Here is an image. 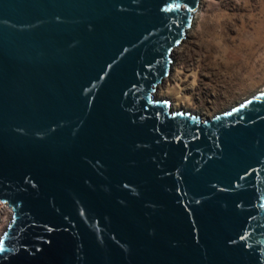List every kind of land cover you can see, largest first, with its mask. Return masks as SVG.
Segmentation results:
<instances>
[{
    "label": "water",
    "instance_id": "obj_1",
    "mask_svg": "<svg viewBox=\"0 0 264 264\" xmlns=\"http://www.w3.org/2000/svg\"><path fill=\"white\" fill-rule=\"evenodd\" d=\"M198 1L0 0V264H264V88L153 96Z\"/></svg>",
    "mask_w": 264,
    "mask_h": 264
},
{
    "label": "rangeland",
    "instance_id": "obj_2",
    "mask_svg": "<svg viewBox=\"0 0 264 264\" xmlns=\"http://www.w3.org/2000/svg\"><path fill=\"white\" fill-rule=\"evenodd\" d=\"M193 15L153 92L205 118L264 88V0H199ZM10 213L0 200V234Z\"/></svg>",
    "mask_w": 264,
    "mask_h": 264
},
{
    "label": "bare ground",
    "instance_id": "obj_3",
    "mask_svg": "<svg viewBox=\"0 0 264 264\" xmlns=\"http://www.w3.org/2000/svg\"><path fill=\"white\" fill-rule=\"evenodd\" d=\"M196 16H197V15H196ZM192 17L195 18V15H193ZM187 32H189V29H186V33H187ZM170 69H171V63H170ZM170 69H169V71H170ZM167 75H168V74H167ZM167 75H166V76H167ZM166 76H165V77H166ZM165 77H163L162 81L165 80ZM162 81H161V82H162ZM161 82H159V83H161ZM159 83H158V84H159ZM156 86H157V85H156ZM154 91H155V89H154ZM255 93H256V92H255ZM153 96H154V92H153ZM154 98H160V97H156V96H154ZM160 99H162V98H160ZM167 100L169 101L170 109L173 110V109H174L173 107L175 106V104H174L173 102H170L169 99H167ZM176 104H177V103H176ZM184 110H185V109H184Z\"/></svg>",
    "mask_w": 264,
    "mask_h": 264
},
{
    "label": "built area",
    "instance_id": "obj_4",
    "mask_svg": "<svg viewBox=\"0 0 264 264\" xmlns=\"http://www.w3.org/2000/svg\"><path fill=\"white\" fill-rule=\"evenodd\" d=\"M7 205V204H6ZM8 206V205H7ZM9 207V206H8ZM10 208V207H9Z\"/></svg>",
    "mask_w": 264,
    "mask_h": 264
}]
</instances>
